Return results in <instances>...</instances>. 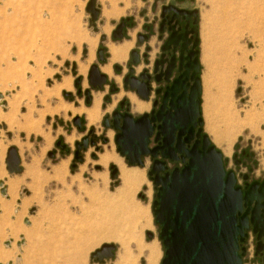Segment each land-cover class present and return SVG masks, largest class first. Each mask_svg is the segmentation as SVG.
<instances>
[{
	"label": "rangeland",
	"instance_id": "374dc122",
	"mask_svg": "<svg viewBox=\"0 0 264 264\" xmlns=\"http://www.w3.org/2000/svg\"><path fill=\"white\" fill-rule=\"evenodd\" d=\"M89 2L0 0V181L7 189L5 195L0 193V264H122V257L126 258L124 264H147L146 249L138 248L142 244L154 247L158 254L155 264L161 263L164 248L152 213L156 191L147 175L149 159H144L142 167L128 166L116 151L114 131L106 132L102 120L128 97L130 92L124 90L122 79L136 36L145 32V26L155 24L161 6L167 3L195 8L199 15L204 133L222 153L225 169L234 172L238 185L243 186L244 175L249 181L264 179V0H93L94 19L92 12L87 11ZM124 19L129 20V27L122 37L117 34L121 30L117 24ZM153 31L150 62L160 52L156 28ZM89 39L95 41V46L89 45ZM131 40L133 46L126 59L111 63L109 75L103 73L100 67L109 61L108 49L114 45L111 43ZM100 47L107 51L105 63L96 56ZM145 50L142 45L140 52ZM145 64L140 63L137 73ZM93 65L106 81H114L119 88L108 102V85L98 90L89 83ZM115 65L122 69L118 74ZM65 79H71L69 89H61L59 96H46ZM78 79L79 88L75 86ZM86 89L90 90L89 103ZM92 99H99L101 105V115L94 124H89L83 113L47 112L65 105L80 110L89 107ZM130 112L133 116L142 114ZM80 117L84 118V131L74 123ZM90 129L96 143L87 146L83 162L74 167V144L86 137ZM104 134L108 135L105 143L101 138ZM56 141H62L71 151L57 149ZM11 147L20 159L19 174L6 170L4 160ZM106 149H113L127 169L144 177L139 190L128 198L121 200L117 195L121 167L111 162L105 167L97 163ZM52 151L54 158L48 155ZM236 156L241 159L240 165L234 162ZM111 164L118 169L115 178L110 177ZM57 169L63 170L60 178L54 176ZM94 173L107 176L106 184L96 185ZM11 180H17L14 188ZM35 183L38 189L34 188ZM84 192H98V196L90 200ZM97 198L99 201H95ZM31 209L33 214H29ZM139 212L145 215L149 226H144ZM26 219L28 223L24 222ZM146 232L152 233L151 239ZM111 234L112 239H104ZM21 239L23 244L17 247ZM6 241L11 242L9 247L4 245ZM104 244L115 246L114 256L97 262L91 254ZM242 246V264H263L255 256L256 238L251 231Z\"/></svg>",
	"mask_w": 264,
	"mask_h": 264
},
{
	"label": "water",
	"instance_id": "95a60500",
	"mask_svg": "<svg viewBox=\"0 0 264 264\" xmlns=\"http://www.w3.org/2000/svg\"><path fill=\"white\" fill-rule=\"evenodd\" d=\"M87 11L92 12L93 19L96 17L93 0L89 2ZM174 11L175 17L184 12ZM98 53L100 55L101 50ZM188 53L187 63L180 64L184 71L166 90L158 112L134 118L127 107L124 114L113 113L112 128L118 131L114 137L116 151L130 167H142L141 157L149 155L154 159L147 175L156 191L152 213L155 224L160 227L158 239L164 248L160 264H242L245 255L242 244L248 237V231L256 238L255 256L264 249V179L261 184L254 181L247 189H242L234 172L225 169L222 153L203 131L201 78L196 76L200 71V61L195 55L199 51ZM193 56L195 58L191 61ZM183 76L185 78L181 81ZM189 78L192 85L188 83ZM88 79L94 88H101L106 82V77L95 65L91 67ZM129 79V76L125 78V87L135 90L141 100L147 99L148 94L141 93V84L131 82L127 85ZM78 84L79 79L75 86ZM111 90H114V85ZM86 95V103H89L88 91ZM77 120L75 118L74 123ZM153 134L154 141L160 140L161 143L149 149V139ZM56 144L60 145V141ZM177 153H182L184 166L173 169L171 173L164 172L166 167L157 159L158 155L162 159L173 160ZM77 154L78 150L75 159L80 160ZM48 155L52 157L53 153ZM4 163L8 173L21 172L15 148L7 150ZM110 168V177H117L118 169L114 165ZM5 192L6 188L0 181L1 195ZM33 213L34 209L29 210V214ZM24 222L29 221L26 219ZM152 236L151 232H146L148 239ZM4 244L8 246L10 241ZM22 244V239L16 243L17 247ZM114 250V245L104 244L91 254V258L102 262L112 258Z\"/></svg>",
	"mask_w": 264,
	"mask_h": 264
},
{
	"label": "flooded vegetation",
	"instance_id": "af4514ba",
	"mask_svg": "<svg viewBox=\"0 0 264 264\" xmlns=\"http://www.w3.org/2000/svg\"><path fill=\"white\" fill-rule=\"evenodd\" d=\"M174 9L184 11V12L182 14H178V16L175 17ZM194 10L195 8H192V9L185 8L175 3H167L166 5L164 4L161 6L159 17L155 21V24H152L151 26H145L144 28L145 32L140 33L139 35L136 36L135 48L132 49V51L130 52L129 63L126 64L127 72L125 73L122 79L124 90L130 93L127 94L128 97H125V99H122L121 101H119L118 105L114 107V109L111 111L109 115H106L103 117L102 125L104 124V122H106V126H104L106 132L112 129L114 131V137L118 133L117 130H114L112 128L114 112H118V114H124L127 111V107H129V113L131 114L130 111H132V103L131 101H129L130 100L129 96H133L138 101H141V102H144L150 105L149 111L144 112L141 115L143 114L150 115L153 112L154 113L158 112L162 104V99L164 97L166 90L168 89V87L171 86L174 80L178 79L181 76L182 72L184 71L183 67L180 68V64L184 65L187 63L186 57L189 54L188 52L189 51H192V52L199 51V53L195 56L200 58L199 56L200 55V49H199L200 36H199V29H198L199 28V15ZM117 26L121 28V30L117 31V34H120L122 37H124V35L126 34L127 27H129V20L127 19L121 20L119 21ZM155 28L157 30L156 40L158 43L160 42V47H159L160 52L150 62L149 55H150L151 47L149 45V41L155 34L153 31V29ZM139 39L141 40L139 41ZM196 40H197V43L195 45ZM127 42L128 43L130 42L132 44L133 40L124 41V43H127ZM122 43H116V44L111 43V44L121 45ZM142 45H145V49H146L145 52H140V47ZM100 48H98V51L101 50V53L99 55L97 51L96 56L98 59H102L103 62L101 63H105L106 58H107V51L105 50L104 47H100ZM108 52L110 55L109 61L108 63L100 67L101 71H102L101 68H104L106 66H110V69H111V66H112L110 62L111 54H110L109 49H108ZM195 56L191 57V61L195 58ZM142 61H145L146 64L141 69V71L137 73V71H139L140 69L139 65ZM136 68H137V71H136ZM114 69L117 74L120 73L122 70L121 67H117V65L114 66ZM192 73H193V69L190 71V75ZM200 73H201V63H200V71L199 73H196V76L200 77ZM127 76L131 78L128 80L127 85H129L131 82L134 84L135 83L141 84V87H140L141 93H144V94L147 93L148 94L147 99L141 100L136 94L135 90L132 91L130 90L128 86L125 87L124 80ZM184 78L185 76L181 78V81L184 80ZM113 83L115 82L107 79L105 84H103L101 88H98V90H104L105 85H108L110 94L108 95L109 97L107 99V102L110 101V98H111L110 96L112 94H116L119 90L118 86L115 83L116 86H114V90L111 91V85ZM188 83L190 85H192L193 83L190 80V78L188 79ZM79 86L80 84L78 85V88ZM86 91H88V94H89L90 90L86 89ZM80 93H81V90L78 89V94L80 95ZM97 94H100V93H97ZM92 103H93V99H92L90 106L92 105ZM89 107H84V108L88 109ZM166 109H167V105H166V108L164 109V112ZM100 112H101V109H100ZM139 116H133V117L137 118ZM105 118H107V120H105ZM75 124L79 130L84 131V128H85L84 118L80 117L76 121ZM107 137H108L107 134H104L101 137L104 143L107 142ZM95 143H96L95 133L91 129L88 130L86 137H83L79 142H75L74 144L75 148L73 149V154L75 157V152L78 150L77 157H79L80 160H77L76 163L73 164L74 167L77 165V162H83V154H84V151L87 149V146L95 145ZM160 143H161L160 140L157 142L154 141V134H153V136L149 139L148 148L153 149L155 147H158ZM55 145L57 149L61 151H66V152L71 151V148L69 146L68 148L67 147L62 148V146H64L62 141L60 142V145H57L56 143ZM52 153H53V156L51 158H54L55 152L52 151ZM175 156H176V159L170 160V159H162L158 155L157 159L161 162H164V165L166 167V170L164 172L171 173L173 169L175 168L181 169L184 166V162L181 158L182 153H177L175 154ZM145 158L149 159V165H150L149 170H150V167L154 159H152L149 155L141 157L143 161V165H144ZM234 162L236 165H240L241 159L239 160L236 156L234 157ZM109 170L111 173L112 171L111 168ZM163 173H161V175H163ZM244 176H245V179H244ZM244 176H243L244 184L241 187L242 189H247L250 186V184L254 182V180L249 181L248 176L247 175H244ZM262 181L263 179L259 180L258 182L261 184ZM263 240L264 238L262 239V242ZM256 257H259L260 259L263 260L264 259V249L261 252H259L256 255Z\"/></svg>",
	"mask_w": 264,
	"mask_h": 264
},
{
	"label": "bare ground",
	"instance_id": "6f19581e",
	"mask_svg": "<svg viewBox=\"0 0 264 264\" xmlns=\"http://www.w3.org/2000/svg\"><path fill=\"white\" fill-rule=\"evenodd\" d=\"M113 2V1H112ZM108 5H110V4H108ZM111 6V5H110ZM112 8V7H111ZM121 10V9H120ZM103 12V11H102ZM104 13V12H103ZM110 13V12H109ZM117 15V14H116ZM108 17H109V15H107ZM115 16V15H114ZM118 16V15H117ZM107 18V17H106ZM88 37V36H87ZM80 38H82V37H80ZM84 38V37H83ZM72 39H74V38H72ZM84 40H85V38H84ZM96 40V39H95ZM82 42H83V40H82ZM81 42V43H82ZM85 42H87V41H85ZM95 42V41H94ZM91 39H89L88 40V43H89V45L91 44V45H94L95 43H94ZM131 43L129 42H127V43H122L121 45H112L111 47H110V54H111V58H110V62L111 63H113V62H119V63H121L122 61H124L125 59H126V56H127V52H128V50L130 49V47H131ZM95 46V45H94ZM91 47V46H90ZM92 48V47H91ZM57 51V50H56ZM82 66V65H81ZM81 66H79V68L78 69H80V67ZM83 69V68H82ZM85 69V68H84ZM102 69V68H101ZM80 71V70H79ZM84 71V70H83ZM102 72H104V73H106V74H110V66H106V67H104L103 69H102ZM42 75V74H41ZM68 77V76H67ZM66 78V77H65ZM71 78V77H70ZM63 81V80H62ZM62 84H60V85H58V86H56L55 88H53V90H51V91H49L47 94H46V96H48V97H51V96H59V93H60V91H61V89H69L70 87H71V79H65L63 82H61ZM46 92V90L44 91V93ZM95 98V97H94ZM129 98H130V101H131V103H132V111L134 112V113H143V112H147L148 110H149V108H150V105L149 104H147V103H144V102H141V101H138L137 99H135L133 96H129ZM41 100V99H40ZM54 108V107H53ZM52 109V108H51ZM45 111V110H44ZM66 111H72L74 114L75 113H77V114H84L85 115V117H86V119H87V121H88V123L89 124H94L95 122H97L98 121V119H99V115H101L100 114V100L99 99H94L93 100V103H92V105L88 108V109H84V108H82L81 107V109L80 110H75V109H73L72 108V106L71 105H65V106H61V107H56L55 109H53V111H50V110H47V112L50 114V115H54V114H60V113H64V112H66ZM66 114V113H65ZM2 115V114H1ZM0 115V116H1ZM9 115V114H8ZM4 117H6V115H4ZM3 118V117H2ZM5 122V121H4ZM9 122V121H8ZM38 123V122H37ZM11 124V123H10ZM30 130V129H29ZM42 131V130H41ZM43 133V132H42ZM41 133V134H42ZM36 135V134H35ZM223 140V139H222ZM226 141V140H225ZM234 141V140H233ZM224 144H226V143H224ZM229 147V146H228ZM228 149V148H227ZM224 152H226V150L224 151ZM228 152H229V150H228ZM3 155V154H2ZM114 163L115 165H119L121 168H120V179H121V188L118 190V196L119 197H122L121 198V200L122 199H124V198H128L127 197V195H129V194H132L134 191H136V190H139V188L141 187L140 185L142 184V180H143V178H142V173L140 174V173H138V172H135V170L134 169H127V167L126 166H124L123 165V163H122V161H121V159L114 153V151H113V149L112 150H110V151H107V149H106V151H104V153L103 154H100L99 155V158H98V161H97V163L99 164V165H101V166H103V167H105V166H107V164L108 163ZM66 165V164H65ZM111 165H113V164H111ZM111 165H109L108 167H109V169H110V166ZM114 165V166H115ZM58 166V165H57ZM55 167V166H54ZM63 167H64V165H63ZM67 167V166H66ZM116 167V166H115ZM58 168V167H57ZM59 168H61V167H59ZM117 168V167H116ZM55 169V168H54ZM63 169V168H62ZM62 169H57V171H56V174L54 175L56 178L57 177H59L60 178V175L62 176L64 173H63V170ZM32 170V169H31ZM32 172V171H31ZM54 172V171H53ZM26 173V172H25ZM66 173V172H65ZM95 174V179H96V185H98L97 183L98 182H100V184L101 185H105L106 184V180H107V176H105V175H102V174H97L96 175V173H94ZM104 174V173H103ZM0 175H3V173L1 172L0 173ZM26 175V174H25ZM27 176V175H26ZM29 176V175H28ZM33 176V175H32ZM66 176V175H65ZM76 177V176H75ZM26 178V177H25ZM31 178V177H30ZM33 180V182H36L37 180L35 179V178H32ZM52 179H55L54 177L52 178ZM74 179V178H73ZM78 179V178H77ZM95 179H94V181H95ZM18 180V179H17ZM17 180H11V183H10V185H11V187H15L18 183L16 182ZM56 181V180H55ZM73 181V180H72ZM81 182H82V180H81ZM74 184V183H73ZM76 184V183H75ZM79 184V183H78ZM4 185V184H3ZM5 186V185H4ZM33 186H35L34 188L35 189H38L37 188V186H38V184L37 183H35ZM140 186V187H139ZM99 187V186H98ZM96 188V187H95ZM80 189V188H79ZM34 190V189H33ZM40 190V189H39ZM81 190V189H80ZM36 191H38V190H36ZM83 191V190H82ZM85 191H87V190H85ZM115 191H117V190H115ZM92 192V191H91ZM5 193H7V189H6V192ZM84 193H86V192H84ZM83 193V194H84ZM135 193V192H134ZM97 194H98V192H97ZM97 194H89V193H86L85 194V196L87 195V197L89 196V198H90V200H94V198H95V196L97 197L98 195ZM116 194V193H115ZM101 196H103V195H101ZM5 197V196H4ZM109 197V196H108ZM114 197V196H113ZM116 197V196H115ZM118 197V198H119ZM132 197V196H131ZM104 199V198H103ZM103 199H101L102 200V202H103ZM109 199V198H108ZM105 200H107V199H105ZM111 200H112V198H111ZM114 200H115V198H114ZM95 201H99V198H97ZM109 201V200H108ZM108 203V202H107ZM128 203V202H127ZM122 204V203H121ZM134 204V203H133ZM3 206L5 207V204H3ZM105 207V206H104ZM116 208V207H115ZM104 209V208H103ZM102 209V210H103ZM25 210V209H24ZM112 210V209H111ZM130 210H131V208H130ZM119 211V210H118ZM137 212V211H136ZM144 213V212H143ZM106 214V213H105ZM132 215V214H131ZM138 216L141 218V219H143L144 221H145V225L144 226H149V221L147 220V218L145 217V215H143V214H141L140 212H139V214H138ZM137 218V217H136ZM148 218H149V216H148ZM130 222H131V220H130ZM132 223H130V225H131ZM141 225V224H140ZM18 230H16L15 232H17ZM114 232V231H113ZM114 237V235H109V236H106L104 239H106V240H108V239H112ZM143 242V241H142ZM135 244H136V242H135ZM156 244V243H155ZM5 245V244H4ZM10 245H11V242H10ZM9 245V246H10ZM6 246V245H5ZM9 246H6V247H9ZM153 246V245H152ZM144 247H146V246H143V244H142V246L141 245H138V248H139V250H142V249H146L145 251H146V256H147V264H155L156 263V257H157V255H156V252H155V248L154 247H146V248H144ZM126 250V249H125ZM143 253H144V251H143ZM139 255V254H138ZM134 257V256H133ZM17 258V257H16ZM121 258V257H120ZM119 258V259H120ZM138 257H136V259H137ZM122 260H123V263L122 264H124V262L126 261V258L125 257H122ZM130 260H132V259H130ZM121 261V260H120ZM137 261V260H136ZM128 262H130V261H128ZM127 262V264H129ZM132 262V261H131ZM136 263V262H135ZM6 264V263H5ZM8 264V263H7ZM119 264H120V262H119Z\"/></svg>",
	"mask_w": 264,
	"mask_h": 264
}]
</instances>
